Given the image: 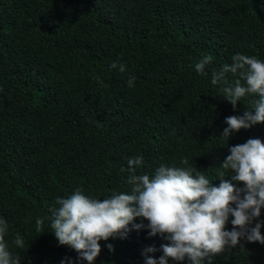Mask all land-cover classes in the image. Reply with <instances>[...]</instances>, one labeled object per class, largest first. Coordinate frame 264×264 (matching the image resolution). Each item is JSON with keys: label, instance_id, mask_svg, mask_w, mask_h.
I'll list each match as a JSON object with an SVG mask.
<instances>
[{"label": "trees", "instance_id": "16d2710c", "mask_svg": "<svg viewBox=\"0 0 264 264\" xmlns=\"http://www.w3.org/2000/svg\"><path fill=\"white\" fill-rule=\"evenodd\" d=\"M236 54L264 61V0H0V218L21 264H88L50 229L57 198L77 189L99 199L130 192L131 176L162 164L197 168L218 187L229 147L264 141V123L233 132L228 147L220 137L225 119L254 114L258 99L246 95L234 110L222 89L238 77L211 83ZM204 56L212 61L201 74ZM138 156L142 165L129 171ZM128 229L100 241L94 264H145L144 249L166 242ZM240 244L213 264H264V244Z\"/></svg>", "mask_w": 264, "mask_h": 264}, {"label": "clouds", "instance_id": "9594fccd", "mask_svg": "<svg viewBox=\"0 0 264 264\" xmlns=\"http://www.w3.org/2000/svg\"><path fill=\"white\" fill-rule=\"evenodd\" d=\"M211 61V56H204L195 64V70L203 74ZM110 67H119L122 73L126 71L123 64L114 62ZM227 73L238 77L234 86L222 89L224 99L234 110L242 97L258 95L254 114L246 109L243 115L225 119L227 127L220 137L227 138L228 147L233 132L264 123V61L236 54L230 65L225 64L213 73L211 83L216 85L225 81ZM135 79V76L130 77L129 87L134 85ZM229 152L220 161L224 171L218 174V187L197 168L162 164L154 175L131 176L127 181L132 186L130 192L113 193L99 199L77 189L67 198H57L58 207L50 210L51 232L60 245L74 249L78 258L88 264H94L100 255V241L126 238L129 224L136 230L146 227L150 238L159 236L166 241L159 249L154 245L144 249L145 264H169V259L177 264H183L186 259L190 264H205V261L213 264L212 257L226 249L231 250L237 245L243 248L241 240L264 244L261 234L264 222L259 221L264 208V141L250 138L243 144L229 147ZM142 163L141 156L129 159V171ZM181 163L187 165L188 160ZM227 172L231 175L226 177ZM237 184L243 187H237ZM230 216L232 228L228 230ZM136 218L146 219L148 224L134 223ZM43 223V218L36 220L38 232ZM7 232L8 223L0 218V264H21L20 256L13 255L5 239ZM14 244L18 248L24 247L19 235ZM107 247L113 250L111 244ZM157 251L163 253L159 259L149 255Z\"/></svg>", "mask_w": 264, "mask_h": 264}]
</instances>
